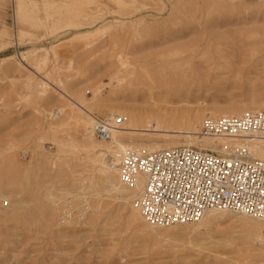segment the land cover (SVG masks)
Segmentation results:
<instances>
[{
	"label": "rangeland",
	"instance_id": "obj_1",
	"mask_svg": "<svg viewBox=\"0 0 264 264\" xmlns=\"http://www.w3.org/2000/svg\"><path fill=\"white\" fill-rule=\"evenodd\" d=\"M76 105L134 145L179 143L134 132L150 112L264 110V0H0V264H264L251 217L145 222Z\"/></svg>",
	"mask_w": 264,
	"mask_h": 264
},
{
	"label": "built area",
	"instance_id": "obj_2",
	"mask_svg": "<svg viewBox=\"0 0 264 264\" xmlns=\"http://www.w3.org/2000/svg\"><path fill=\"white\" fill-rule=\"evenodd\" d=\"M123 123L120 116L94 115L89 131L96 140L106 141ZM201 135L216 140H264V110L208 118ZM107 160L123 186L141 182L133 207L153 226L193 224L210 210L264 221V160L254 158L246 146L212 150L180 145L149 153L127 150ZM76 208L68 205L63 209L60 226L86 210L83 206Z\"/></svg>",
	"mask_w": 264,
	"mask_h": 264
},
{
	"label": "bare ground",
	"instance_id": "obj_3",
	"mask_svg": "<svg viewBox=\"0 0 264 264\" xmlns=\"http://www.w3.org/2000/svg\"><path fill=\"white\" fill-rule=\"evenodd\" d=\"M21 61H23V60H21ZM48 84L49 83L42 81L40 83V86L44 87V88L49 87ZM76 107L79 108L82 113H84L85 115H87L89 117V121H91V123L86 128V132L88 134H90L89 137L92 139L93 136L91 135L89 129L91 128L92 123H93V116L91 117L89 115V112L86 109L80 108L81 106L76 105ZM51 114H52V117H55V116H58L60 114V112L55 111L54 113H51ZM154 114H157V113L154 112ZM241 114H242L241 112H231V113H226V114H222V115H204V118H203V115H201V114H197L195 116H192V114L188 113V111H185V112L181 113V115L174 114V113H169V114L166 113L163 116H159L162 119V120H160V119H158V115H157V117L156 116L154 117V116H152V114L150 112V113H148V116H146V118L143 122V125L137 126L134 129L135 133L149 132L152 135H160V136H163L165 138H177L179 140L181 139L185 143H180V141L178 140V141H174V142H179V143H172V144H167V145L127 144V143L122 142L119 139V137H120L119 134H121V132H122L121 129H119V128H121L123 126V124H124L123 123L122 126H120L118 128V130H116L112 134V136L109 139L110 141L108 142L107 146H105V147L95 146V145L92 146V151H94V149H97V148H103V149H98L101 152L99 153L98 156H95L93 164L96 167V170L98 172H100L101 174H105V173L108 174L110 167L108 170V163H107V161H105L106 155H108L107 153H109L111 156L117 152H124L127 150H132V151L137 152V153H144V152L149 153V152H154L156 150H161V149L170 148V147H174V146L189 145V144L192 145L193 143L199 144L200 148H211L212 150H218L220 148H225V147H230V146L243 145V146H246L248 148V150L251 152V154L253 155L254 158L264 160V140L250 141L248 138H243V140H228V139L216 140V139L205 137V136L201 135V126H203L202 123H203L204 119H208V118L218 119L220 117H226V116H240ZM110 172L114 173L117 176V178L119 179V176H118L116 171L110 170ZM119 182H120V180H119ZM110 183L111 182H109V184ZM111 187L116 193H118V195L121 197V200L128 203L130 198L127 199V196L133 195V194L138 195V193L141 190L142 184L140 181L137 182L134 186H132L133 191L131 193H128L127 195H123L122 192L119 191L118 188H115V186H111ZM126 188H128V187H126ZM129 188H131V187H129ZM136 196H134V197H136ZM224 213H231V212L220 211V210H210L207 213H205L200 220L202 221L203 218H205V217L207 218V216L215 217V216H218L219 214H224ZM133 215L135 217H138L137 211H134ZM235 215H237V214H235ZM238 216L250 218L248 216H243V215H238ZM253 219L256 220L255 221V230H256L255 233L258 234V235L256 234L257 235L256 238L257 239L258 238L263 239L264 238V231H263L262 225L264 224V221L257 219V218H253ZM199 221H197V222H199ZM173 227H176V226H173ZM173 227H168V228H173ZM158 228H166V227H158Z\"/></svg>",
	"mask_w": 264,
	"mask_h": 264
},
{
	"label": "crops",
	"instance_id": "obj_4",
	"mask_svg": "<svg viewBox=\"0 0 264 264\" xmlns=\"http://www.w3.org/2000/svg\"><path fill=\"white\" fill-rule=\"evenodd\" d=\"M2 53H4V51Z\"/></svg>",
	"mask_w": 264,
	"mask_h": 264
}]
</instances>
